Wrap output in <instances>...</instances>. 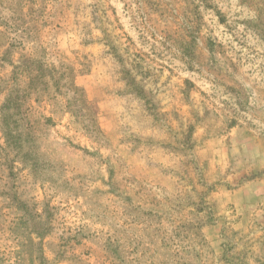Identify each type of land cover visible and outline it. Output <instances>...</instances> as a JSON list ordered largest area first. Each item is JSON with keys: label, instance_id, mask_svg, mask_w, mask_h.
<instances>
[{"label": "rangeland", "instance_id": "obj_1", "mask_svg": "<svg viewBox=\"0 0 264 264\" xmlns=\"http://www.w3.org/2000/svg\"><path fill=\"white\" fill-rule=\"evenodd\" d=\"M0 264H264V0H0Z\"/></svg>", "mask_w": 264, "mask_h": 264}, {"label": "trees", "instance_id": "obj_2", "mask_svg": "<svg viewBox=\"0 0 264 264\" xmlns=\"http://www.w3.org/2000/svg\"><path fill=\"white\" fill-rule=\"evenodd\" d=\"M199 1L201 2V1H203V0H199ZM19 76H22L21 79H20V80H21V83H22V82L24 81V79H26V78L31 79V77H25L24 75H22V73H20ZM22 78H24V79H22ZM32 78H33V77H32ZM25 89H26V88H24L22 91H20L21 93L18 94V96H16V98H17V106L20 107V108L24 107V112H23V113L25 114L24 116H26V118H27V117H28V116H27V115H28L27 113L30 111L29 109H30L31 106H30V104H28L27 107H26V105H25L26 98H24V97L26 96V92H27ZM5 109H9V108L7 107V108H5ZM21 115H23V114L21 113ZM5 116H6L5 113H2V114H1V121H2V123H3V125H4V127H5V129H6V128H8V127H7L8 119H6ZM24 116L21 117V118L19 117L18 120L24 121V118H25ZM26 123L29 125L28 127L31 128V127H32V124H33V120L27 121ZM5 129H4V130H5ZM6 132H7V131H6Z\"/></svg>", "mask_w": 264, "mask_h": 264}]
</instances>
